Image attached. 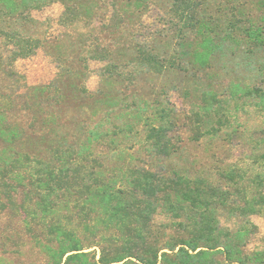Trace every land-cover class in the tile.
<instances>
[{
  "label": "rangeland",
  "instance_id": "obj_1",
  "mask_svg": "<svg viewBox=\"0 0 264 264\" xmlns=\"http://www.w3.org/2000/svg\"><path fill=\"white\" fill-rule=\"evenodd\" d=\"M174 1L40 0L16 24L9 20L8 29L40 40L30 56L12 61L13 74L0 68V100L11 104L7 118L24 128L18 147L49 158L51 147L77 145L94 124L107 131L119 125L125 130L111 136L113 140L107 137L94 144L107 173L133 165L160 174L203 176L220 185H227L220 173L233 167L251 174V156L264 138V104L245 90H264V50L240 39L226 42L205 66L195 63L181 54L195 49L198 36L174 14ZM195 2L201 9L198 16L217 29L234 24V35L241 33L239 27L264 21V0ZM67 7L77 15L66 13ZM137 45L182 66L152 72L137 63ZM101 47L105 58L90 57ZM3 48V56L17 49L11 42ZM46 84H51L48 93L35 89ZM234 85L240 90L233 91ZM205 92L212 101L208 120L202 108ZM157 102L170 107L177 120L169 132L177 146L170 157L155 154L143 139V119ZM219 219L223 226L240 223L227 209L220 210ZM250 219L257 229L247 241V251L264 245V215ZM9 221H0V264H44L31 238L21 228L14 234L10 229L15 221ZM175 221L161 207L154 215L161 229H172ZM85 251L98 257L95 246Z\"/></svg>",
  "mask_w": 264,
  "mask_h": 264
},
{
  "label": "trees",
  "instance_id": "obj_2",
  "mask_svg": "<svg viewBox=\"0 0 264 264\" xmlns=\"http://www.w3.org/2000/svg\"><path fill=\"white\" fill-rule=\"evenodd\" d=\"M39 2L0 0V68H9V74H13L12 61L30 56L40 44L36 37L8 29L9 20L16 24ZM172 10L198 36L195 49L181 54L197 64L205 66L226 42L240 43V39L250 48L264 50V21L239 27L241 33L234 35V24L217 29L198 16L201 9L195 0H175ZM66 13L77 15L71 7ZM9 42L17 49L3 56L1 51ZM135 53L137 63L155 73L182 66L142 45ZM106 56L102 47L90 52L92 58ZM50 85L35 89L48 93ZM235 90H240L238 85ZM245 93L264 104V90L251 88ZM208 96L205 92L202 102L207 120L212 110ZM10 108V102L0 100V221H15L10 230L17 235L16 228H21L44 255V264H264V245L251 251L245 248L257 229L250 216L264 215V138L251 156V174L234 167L220 173L227 185L203 176L178 171L160 174L133 165L107 173L94 144L123 132L122 126L107 131L94 124L77 145L51 147L49 158H43L18 147L24 128L7 118ZM176 123L170 107L151 104L143 119V139L150 150L164 157L175 153L177 146L169 132ZM159 207L176 219L175 227L155 225ZM225 209L240 220L238 225L221 224L220 210ZM91 246L98 248V257L85 251Z\"/></svg>",
  "mask_w": 264,
  "mask_h": 264
}]
</instances>
